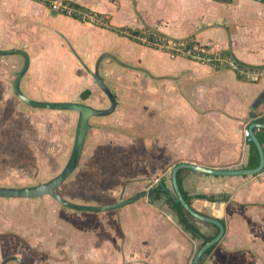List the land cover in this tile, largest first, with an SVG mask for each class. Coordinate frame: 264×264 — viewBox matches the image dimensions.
Listing matches in <instances>:
<instances>
[{
    "label": "crops",
    "instance_id": "1",
    "mask_svg": "<svg viewBox=\"0 0 264 264\" xmlns=\"http://www.w3.org/2000/svg\"><path fill=\"white\" fill-rule=\"evenodd\" d=\"M59 1L105 16L108 27L82 23L51 11L41 0H0V10L11 13L15 8L23 14L25 21L20 30L24 29L25 36L35 30L40 43L30 48L35 57L39 53L40 63L20 45L0 46V50H23L30 57L29 69L21 81L23 94L44 98L56 95L57 85L67 83L71 78L68 68L74 66L69 60L71 52L81 67V63L87 66L85 62H92L96 56L118 64L116 57L125 58L127 65L125 63L124 67L144 73L151 81L161 84L159 144L162 160L173 165L172 171L181 164L214 171H257L216 176L191 169L179 170L177 178L182 191L190 197L197 196L193 200V209L225 227L222 240L204 264H264V166L260 168L261 157L253 140L246 142L243 135L245 127H255L254 133L264 154V99L254 109L258 98L264 95V77L250 83L230 69L173 56L131 38V31H154L171 41L191 40L195 46L209 52H222V56L238 61L244 68L261 71L264 70V4L250 0ZM2 15L0 12L1 32L17 29L10 24L8 15ZM26 21L34 23L32 32L26 30L28 26H23ZM125 49L128 54L123 53ZM17 56L14 60L19 62ZM134 63L139 66H132ZM32 73H38L34 76L37 79L31 82L34 84L32 89L25 92L24 84L30 82ZM77 77V82L81 83L80 74ZM70 93L65 99L81 103L89 94L86 91L75 98V93ZM252 113L255 118L251 117ZM172 171L156 178L147 188L137 184L135 190L147 191V196L131 205L101 212V215L93 212L77 214L80 218L97 221V224L91 236H80L77 242L73 238L69 240V246L67 241L64 251L69 258L74 257L72 264H190L198 248L215 234L218 227L190 217V223L202 235L194 238L181 225L177 213L168 208L166 198L150 202V189L159 185L162 179L174 194ZM222 197L224 200L219 201ZM8 241L9 238L3 237L1 243ZM47 243L50 252L53 251L49 259L54 258L55 264H61L60 257H54L59 249L53 241ZM27 253L31 254V251ZM27 253L25 255L29 256ZM75 253L81 255L80 259H76ZM0 255L4 260L8 256L4 251Z\"/></svg>",
    "mask_w": 264,
    "mask_h": 264
},
{
    "label": "rangeland",
    "instance_id": "2",
    "mask_svg": "<svg viewBox=\"0 0 264 264\" xmlns=\"http://www.w3.org/2000/svg\"><path fill=\"white\" fill-rule=\"evenodd\" d=\"M3 6L6 9L4 3ZM17 10L13 8L11 13L0 10L3 15L9 16L10 24L17 28L0 31V46L20 45L31 53L34 61L40 63L39 53L35 57V53L30 51L32 45L36 47L40 44L34 34V23L25 22L23 26L29 27L26 30L34 32L23 35L24 29L20 30L19 27L25 19ZM128 52V49L123 51ZM138 52L140 57L141 51ZM14 56L17 55L0 56V187L21 189L47 183L64 170L74 146L79 114L35 109L16 97L13 83L25 61L22 56H17L18 62ZM70 58L74 64L68 67L71 80L58 84L54 89L56 95L51 98L25 95L35 101L62 103L69 102L65 98H69L67 95L72 91L75 98L87 91L89 94L84 103L98 109H108L110 103L105 94L76 61L72 52ZM116 58L119 64L99 59L98 56L92 62L84 60L93 72L99 69L105 84L116 95L118 106L112 115L90 120L91 130L80 163L57 190L61 197L77 204L99 206L113 202V205L134 196L132 193L135 191L141 192L135 190L137 184L147 188L156 178L165 173L169 175L172 171L173 165L162 160L159 144L162 132L161 84L151 81L144 73L124 67L125 63L127 65L125 58ZM79 74L81 83L77 82ZM30 75V82L24 84L25 92L32 89L37 79L34 76L38 73ZM72 80L76 82H70ZM43 197L31 200L0 198V254L4 251L8 255L6 258L16 256L27 264H55L54 258L49 259L53 251L50 252L47 242L51 240L59 249L54 257H60L61 264H72L74 257L69 258L64 251L67 241L75 238L77 242L80 236H91L97 221L78 217L90 213L70 212L58 206L50 196ZM3 237L9 238L7 244L1 243ZM30 251L31 254H28ZM75 256L77 260L81 257L79 253H75ZM3 260L0 258V264ZM192 260L193 257L190 264Z\"/></svg>",
    "mask_w": 264,
    "mask_h": 264
},
{
    "label": "water",
    "instance_id": "3",
    "mask_svg": "<svg viewBox=\"0 0 264 264\" xmlns=\"http://www.w3.org/2000/svg\"><path fill=\"white\" fill-rule=\"evenodd\" d=\"M11 55H19L24 58V66L22 70L17 74L13 89L15 95L27 106H30L35 109H44V110H53V111H68V112H76L79 114V119L76 126V134H75V141L74 146L72 149V153L70 159L64 168V170L54 179L48 181L47 183L40 184L33 187H25L21 189L17 188H5L0 187V198L4 199H35L40 198L43 196H50L56 202L61 204L63 207L68 208L70 210L79 211V212H93V213H101V212H111L123 208L125 206L131 205L147 196V191H142L137 193L136 195L128 198V199H121L119 202L110 205V206H86V205H79L72 203L65 198L61 197L57 190L69 179V177L74 173L77 169L80 159L83 153L85 141L88 135V132L91 129L90 119L95 117H106L113 114L117 108V100L114 93L107 87L104 82V79L101 77L99 70L97 69L95 72H92L87 66L83 63L82 66L85 71L90 75V77L96 82L98 87L103 91L106 95L107 99L109 100L110 107L108 109H98L93 106L87 105L81 102H62V103H49V102H41L29 99L26 97L23 92L21 91V81L25 74L27 73L29 66H30V57L27 52L18 49H11V50H0V56H11ZM81 62V61H80ZM264 99V95H261L254 105V109L258 108L261 104L262 100ZM255 114L252 113L251 117L255 118ZM254 128H251V139L253 140L254 144L258 148L260 157H261V166H264V154L263 149L258 141L254 133ZM181 169H191L194 171H200L210 175L216 176H226V175H239V174H246L247 172H257V171H245V172H236V171H214L209 169H204L201 167H197V165H189V164H181L176 166L172 173V183H173V192L176 197L177 202H179L185 212L193 219L200 220L203 222L210 223L215 227H218L219 234L215 239L212 241L205 243L202 248L196 253L194 256L191 264H199L200 261L204 258L205 254L208 250L212 247L216 246L223 238L225 234V227L218 221L207 218L199 213L193 207L189 206L188 203L185 201L179 184H178V172ZM258 170V169H257ZM260 171V170H259ZM10 262H16L18 264H26L23 260L16 256L6 258L2 264H8Z\"/></svg>",
    "mask_w": 264,
    "mask_h": 264
},
{
    "label": "built area",
    "instance_id": "4",
    "mask_svg": "<svg viewBox=\"0 0 264 264\" xmlns=\"http://www.w3.org/2000/svg\"><path fill=\"white\" fill-rule=\"evenodd\" d=\"M44 3H48L52 11L60 13L73 15L77 14L82 16L86 23L103 25L102 19L98 18L96 15L82 12L74 9L70 4L66 2H57L55 0H41ZM260 4H264V0H250ZM138 41L145 45H149L152 48L158 49L160 51H166L168 53H173L180 57H185L195 62L203 65H210L215 68H227L234 71L239 78L250 82L256 83L264 77V70L261 71H251L248 68L241 67L233 60L220 55L217 52H209L200 47H188L182 43H176L171 40H150L148 36L138 37ZM243 135L246 142H251V130L249 127H245Z\"/></svg>",
    "mask_w": 264,
    "mask_h": 264
},
{
    "label": "trees",
    "instance_id": "5",
    "mask_svg": "<svg viewBox=\"0 0 264 264\" xmlns=\"http://www.w3.org/2000/svg\"><path fill=\"white\" fill-rule=\"evenodd\" d=\"M47 6H49V4L47 3ZM70 6H72L74 9L76 10H79V11H82V12H87V13H90V14H93V15H96L98 18L102 19L103 21V25H97V24H94L95 26H98V27H108V19L103 16V15H99V14H95L91 11H88L86 9H83L79 6H76V5H72L70 4ZM65 16H68V17H71L73 19H76L82 23H86V21L83 19L82 16H79L77 14H73V15H67V14H63ZM144 36H148L150 38V40H169V39H166L163 35H160L154 31H145V32H141V31H131V38H133L134 40L137 41V38L138 37H144ZM176 43H182V44H185L186 46L188 47H194L195 46V43L191 42V40H186V41H174ZM151 47V46H150ZM204 49V48H203ZM204 50H208V49H204ZM163 52H166V51H163ZM171 55L173 56H177L173 53H170ZM219 54L223 55L222 52H219ZM228 54V53H226ZM230 55V54H228ZM231 56V55H230ZM237 64L239 63L238 61H235ZM240 64V63H239ZM238 64V65H239ZM241 66V65H240ZM243 67V66H241ZM178 184H179V187H180V180H178ZM181 190V193L185 199V201L188 203L189 206H193V200L194 199H197V196L196 197H190L188 196V194H186L184 191H182V188H180ZM148 197H149V200L151 203H154L162 198H166L167 201H166V205L168 206V208L174 212L177 213L178 215V218H179V222L181 223V225H183V227L188 231L190 232L194 238H197V237H202V235L200 234V232L197 230V228H195L191 223H190V216L185 212L183 206L177 202L176 200V197L174 194H172L166 187V183H165V180L162 179L160 182H159V185H156L154 186L152 189H150L149 191V194H148ZM213 201L217 200V199H213V198H209ZM218 200H224V197L222 198H218ZM219 234V229L217 228L216 229V232L215 234L212 236V237H209V238H206L205 239V243H208L210 241H212L213 239H215L217 237V235ZM217 247L214 246L212 247L210 250L207 251V253L205 254L204 258L200 261L199 264H204L205 261H206V258L209 257L211 255V253L215 250V248ZM202 247H199L198 250L196 251V253L201 249ZM196 255V254H195Z\"/></svg>",
    "mask_w": 264,
    "mask_h": 264
},
{
    "label": "flooded vegetation",
    "instance_id": "6",
    "mask_svg": "<svg viewBox=\"0 0 264 264\" xmlns=\"http://www.w3.org/2000/svg\"><path fill=\"white\" fill-rule=\"evenodd\" d=\"M17 97V96H16Z\"/></svg>",
    "mask_w": 264,
    "mask_h": 264
}]
</instances>
